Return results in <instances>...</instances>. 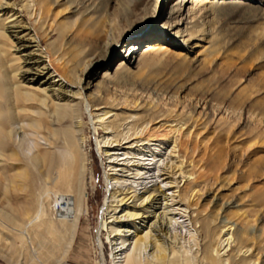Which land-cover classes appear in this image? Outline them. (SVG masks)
I'll return each instance as SVG.
<instances>
[{
    "label": "rangeland",
    "instance_id": "1",
    "mask_svg": "<svg viewBox=\"0 0 264 264\" xmlns=\"http://www.w3.org/2000/svg\"><path fill=\"white\" fill-rule=\"evenodd\" d=\"M8 1L13 3L14 0ZM134 1L51 0V18L44 22V29L48 20L55 27L64 25L70 37L63 43L68 44L66 48L71 44L74 46L77 42L71 37L76 32H92V28H95V22L99 19L93 17L94 13H109L112 27L118 8L132 5ZM180 1L167 0L163 5L165 15L160 20L158 17L151 18L149 24L144 26L141 18L138 19L136 34L119 40L113 48L114 53L122 51V55L93 68L96 73L93 84L102 80L108 93L118 99L113 105L102 104L100 109L88 102L93 88L80 89L83 87L79 88L77 84L58 76L52 67L48 72L52 77L49 80L48 74L44 77L48 81L46 83L44 78L37 83L20 81L16 70L23 61L16 57L27 52L16 53L12 41L5 42V38L0 37V62L5 59L7 63V68L0 66V75L1 72L9 74L14 84L21 85L25 91L39 90L46 102L49 100L46 95L50 93L48 90H58L62 83L60 90L67 94L69 100L82 102L81 112L74 119L77 122L68 121L59 128L72 132L76 129L75 125L79 127L75 138L86 156L83 205L71 243L67 244V237L56 240L51 234L53 242H47L46 247L36 245L38 252L34 255L29 253L33 248L21 245L16 238L18 231L12 219L19 221L21 218L26 230L36 229L44 234L49 226L48 216H54V200L59 192H65L62 187L68 183V164L62 161L51 173L43 172L36 180L33 196H30L24 181L15 176L16 169L8 161H0V170L5 169L6 172L0 175V223L4 224L0 225V264H122L126 254L133 251L136 228L142 230V235L147 232L155 234L158 238L156 243L165 245L166 253L171 255L170 245H175L179 254L187 251L188 255L197 259L205 242L199 231L200 222L194 220L199 216L209 218L214 228L230 224L232 230L234 227L235 230H242L247 224L253 231L248 234L249 237L256 240L264 237V2L252 1L249 4L248 0H189L185 9L169 20V14ZM150 3L152 7L157 0H150ZM88 7L95 8L91 10ZM35 9V0H16L8 15L0 11V32L11 19L7 16L13 12H17L13 16L17 18V23L35 29L40 20L39 11ZM167 22L181 24L172 27L173 31L169 33L151 31L154 25L161 26ZM108 29L109 26L105 31ZM32 30L24 29L19 35L31 38L34 34ZM179 30L181 32L177 33ZM188 33H193V36H187ZM56 37L52 35L46 43L56 40ZM104 39L96 45L102 46ZM131 42H138L140 49L134 51L131 63L121 68L122 61H126L125 54L131 47L127 45ZM46 43L41 44L39 49L46 47ZM149 43L161 44L167 52L147 54L148 60L153 61L149 60V65L145 67L140 59L145 51L141 45ZM31 45L36 43L32 42ZM94 45L93 37L86 43L85 51ZM64 58H68V55ZM104 73L110 77L103 76ZM76 92L81 94L75 95ZM124 98L128 99V103H123ZM41 105L43 108L32 109L33 115L42 110L49 111L55 117L54 109L50 111L44 102ZM174 105L178 110L176 114L183 111L185 117H197L189 132L186 124H183L181 134L184 135L179 134V138L186 142L188 155L178 148L174 151L171 138L149 142L130 136L134 132V124L145 116L148 121L153 117L155 119L144 125L165 132L170 123L176 124L172 122L174 117L171 118L167 112ZM109 110L110 113L103 116ZM113 119H118L117 127L106 128ZM225 119L236 122L229 131L222 129L221 122ZM29 122V119L23 118L11 125L12 145L26 159L30 160L39 148L50 149L64 159L68 157L69 151L67 153L62 142L51 144L53 135L30 128ZM202 122H206V127ZM21 125L25 126V132ZM117 139L121 141H115ZM218 158L224 160L219 170L215 168ZM191 159L201 162L207 174L203 175V182L197 186L199 191L195 189L189 199L178 202L180 188L194 176H183L178 171L171 183L170 179H163L165 176L162 173L172 163L181 160L182 170L190 171L193 165ZM258 161H263V164L257 166ZM141 166L145 167L143 173L139 174ZM34 169L38 172L36 167ZM40 170L46 171V167L42 165ZM58 173L61 179L55 182L53 177ZM111 174H117L115 176L119 180L110 179ZM172 185L175 187L172 188ZM158 186L161 191L151 205L152 197H147ZM135 204L141 206L136 211L143 213V216L147 214L146 217L134 219L128 216L135 211ZM30 209V216L22 218ZM234 232L224 249L212 252L224 258L235 256ZM126 238L128 241L122 245ZM261 245L264 246V241ZM120 247H124L125 251L114 259L113 252ZM20 249H24V252L19 253ZM65 249L67 251L62 255ZM146 250L141 252L143 260L150 258L155 245L151 244ZM251 253L258 254L264 261V250L259 253L258 248L252 247L248 255Z\"/></svg>",
    "mask_w": 264,
    "mask_h": 264
},
{
    "label": "bare ground",
    "instance_id": "2",
    "mask_svg": "<svg viewBox=\"0 0 264 264\" xmlns=\"http://www.w3.org/2000/svg\"><path fill=\"white\" fill-rule=\"evenodd\" d=\"M15 1L16 0H14L13 3H10L8 0L5 1L1 0L0 11H3V15H8L9 12H12L13 5H15ZM149 1L150 0H135L132 5L131 4L125 5L123 7L118 8L117 14L115 13L116 18L113 20L114 25H112V27L110 24L112 23V21L110 22L111 16L109 17V13L106 12L103 13V11L102 12L98 11V14L94 13V15L92 13L95 19H99L97 20V22H95V28H92V32L86 30L87 32L85 33L84 30H82V32L77 30L80 33H77L75 30L76 34L74 33L75 35H73L71 39L75 40L77 44H75L74 46H72L71 44L70 47L68 46L66 48L68 44L63 43V41L70 37V35L68 36L67 34L68 33L67 27L61 24H58V26L55 27L49 24V20H48V24L44 29V22L48 17L51 18V16L49 15L51 11V0H35V6H36L35 11L38 10L40 15V20L38 22V25L35 27V29L32 30L30 27H27L25 25L21 26L19 23H17L16 20L17 18L13 17L17 12H13L10 14V16H7V18H11V19L6 24H4V27L2 28L3 32H0V37L5 38L3 39L6 40L5 42L12 41L13 43L12 48L15 49L16 53L21 54L22 51L27 52L16 57L17 60L23 61L22 66L18 68V71L16 70V73L20 81L21 79H23L22 82L27 81V82L37 83L40 78L47 77L46 75L48 74L50 67H52L54 69L53 72H56L58 76H61L62 78H66L72 84H77L79 88L83 87L80 89L93 88L94 92H92L90 98L88 99V102L91 106L97 107L96 109H100L99 106H101L102 104L106 106L111 104L113 105V103L116 102L118 99L108 93L107 87L104 85V82L102 80H100L96 84H93V81L96 79L95 78L96 73L93 71V68L98 67L100 65H104L107 61L112 60L114 57H118L122 55L121 54L122 51L114 53L113 48L114 46H116V43L117 44L119 43L118 42L119 40H123L124 37L132 36L136 34V32L139 29L137 25L138 19L141 18L140 22L144 26H146L151 21V18L154 19L158 17V19L160 20L165 15L163 13V9H164L163 5L165 4V2H167V0H159V1L157 0L156 4L152 3V7H151V3L149 4ZM252 1L255 2L257 1V3L258 2L262 3V1L264 2V0H248L247 2H250L249 4H252ZM188 3L189 0H181L178 4V7H175L172 10V12L169 14V20L172 19V17L174 18L176 14L182 12ZM191 3L193 2L191 1ZM95 7H92V9ZM24 8L25 9L27 8V4L24 5ZM56 23L57 22H55V24ZM180 24H181L180 22H178L177 24L175 23V25H172L169 22L161 26L157 24L152 27L151 31H153V33L156 32L169 33V31L172 30V27L175 26L176 28ZM108 26L110 29L105 31V29ZM149 28L150 27L148 26L146 30L148 31ZM24 29H30L34 31V34H32L31 38H25V35L23 36L19 35L20 32L23 31ZM103 32H105V34ZM178 32H181V30L177 31V33ZM52 35H57L56 40L46 43V40L51 38ZM186 35L191 37L193 36V33H188ZM148 36H152V34ZM93 37H94L95 45L89 51H85L86 43L89 42L90 40H93ZM14 39L16 42H14ZM103 39H104V44L102 46H97L96 43H98V41ZM135 39H137V37ZM32 42L36 43V45H31ZM44 43H46V47L39 49V46ZM127 46H131V47L126 52L127 54H125L126 61H122L121 68H124L126 65L130 64L134 51L140 49L139 48L140 45L138 42L135 43L131 42ZM35 47L38 48L28 52V50L30 49L32 50V48ZM141 47L145 48L143 56L140 58L141 60L144 61L145 67L149 65V60L153 61L152 59L148 60L147 54H151V52L156 53L158 51H161V54L167 52V50H165V47L162 46L161 44L158 45V44L149 43V44L141 45ZM68 50L69 52L66 53V51ZM38 51L40 53H37ZM4 52L6 53L7 51L4 50ZM44 53L46 55H43ZM66 54L68 55V58H64ZM0 66L2 68H7V63L5 59H1ZM139 71L141 72L140 68ZM105 73L103 76L110 77L108 76V74L106 75ZM3 74L1 72L0 75V161L1 162L8 161L11 164V166H13V168L16 169L14 173L15 176L24 181L25 186L29 188L30 196H33L36 180L41 176V174H43V172L45 174L51 173L53 169L56 166H58V164L61 163L62 161L64 162V164L65 162L68 164V170H69L68 178L66 176V179H68V183L67 185H65V187H62L65 189V192L63 193L59 192L56 199L54 200L55 201L54 216L47 215L49 217V224H48L49 226L47 229H45L44 234L39 233L36 229L29 230L30 229L29 228L26 230L25 222L21 218L19 221L12 219V223L17 227V231H18L17 233L14 232L16 233V238L20 241L21 245L24 244V246L29 247V249L33 248L32 250H30L29 253L34 255L35 252L36 253L38 252L35 248L36 245L41 247L43 246L46 247L47 242H53L50 239L52 237L56 240H61L62 238L64 240L67 237V239L69 240L67 244L71 243L70 241L72 240L73 235L77 228V221L83 205L82 193L85 191L84 179H85L86 156L84 152L81 151L79 146L80 143H78L77 142L78 140L75 138V135L77 134L76 132L79 131V127L77 125L75 126L73 125L74 128L76 127V129L72 130L71 132L69 130H61L59 126H61L62 124L68 121H72L73 123L77 122L74 119H76L81 112L80 109L82 102H72L71 100H69L67 94L63 93V91L60 90L63 88V87L61 88L62 83L59 85L60 88L58 90H55L54 88H50V90H48L50 91V93L48 94L46 93V95L49 100L46 102L45 100H43L44 94H42V92H40L39 90L25 91V89H23L21 85L14 84L13 77H8L10 75L9 74L6 75V73L4 75ZM51 77L52 76L50 75L49 77L48 74L47 80H49ZM45 79L46 78H44L43 81ZM47 80H45V83L48 82ZM51 84L52 83H49V85ZM79 94H81V92L75 93V95H79ZM122 101L123 103H128L127 98H124ZM41 102H44L46 106L50 107V111L51 109H54V112L56 113L55 117L51 116L48 113L49 111H42V110L37 115L32 114L33 108H39V109L43 108ZM167 110H168L167 111L168 115H170L171 118L174 117V120L172 122H175L176 124L170 123L168 126H166L167 130L165 132L162 133L156 130L155 127H148L147 125H144L146 123L152 122L155 119V117H153L151 120L148 121L145 116L142 117L141 119L142 121H138L137 123L134 124L133 126L134 132L130 136H135V138L133 139L145 140L149 142L153 140H162L164 138H171V140L173 141L174 151H176L175 148H178L179 151H183L185 155H188L186 142L181 137L179 138V134L184 135L181 134V130H182L181 128L183 124H186L187 126L186 128L188 129L187 132H189L190 130L189 127L192 125L193 122H196L197 117L195 118V115L194 116L192 115L191 117H185L183 111L179 114H176L178 110L176 109L175 105L171 108H168ZM109 113L110 110L104 112L103 116ZM103 116L102 117L100 116V118L102 119ZM23 118L29 119L30 122L28 125L30 128L38 132H41L43 134H52L53 139L51 141V144L56 145L62 142L63 146L66 147L67 149V153L69 151V153L67 154L68 157L64 159L61 156L50 151V149L39 148L30 157V160L26 159L17 150V148L13 147L12 145L13 129L11 128V125L15 120L23 119ZM189 121L191 123H189ZM221 123H222V129L229 131L231 130L232 127H234L236 122L233 120L225 119ZM197 124L199 123H196V125ZM202 124L204 127H206V122H202ZM117 125H118V119H113L109 122L106 128L107 127L114 128L117 127ZM20 128H22L23 132L26 131L25 126L21 125ZM115 141L120 142L121 139H117ZM8 149H10V151L8 153H5V151ZM109 155H111V153ZM182 163H183L182 160L180 162L177 161L176 163H172L165 170V172L162 173V176H165L163 177V179L164 180L170 179L171 183L173 182L174 175L178 171L181 174H183V176L185 174L194 176L192 180L191 179L187 180L184 187L180 188L179 190L180 200H178V202L189 199L192 196V193L195 189L196 192L199 191V189H197V186L203 182V178H204L203 175L205 173L207 174L204 165L201 164V162L199 161L195 162L193 159L190 160V163H193L192 170L190 171H183ZM223 163L224 160L218 158L217 162L215 163L216 165L215 168L219 170V168H221ZM262 164L263 161H258L257 166H261ZM42 165L46 167V171L40 170V167ZM2 166H4V164ZM34 167H36V170L38 169V172L35 171ZM144 167L141 166L139 174L143 173L142 170L144 169ZM9 169L10 168H8V170ZM65 169L67 168L65 167ZM5 173H6L5 169L0 170V175ZM115 175L117 174H111L110 179L119 180V177ZM59 178H60V173H58V175L55 174L53 180L57 182ZM63 178L65 179V177ZM171 187L173 188L175 186L172 185ZM159 191H161L159 186L154 188V190H152L150 195L147 197V198L152 197L149 204L152 205L153 204L152 202H154L157 199V195H158L157 193ZM123 199L124 198H122L120 201H122ZM134 207H135L134 208L135 211L130 213L128 216H131L134 219L146 217L147 214L143 216V213L136 211L141 206H136L135 204ZM31 211L32 209H30V212H28L22 218H26L30 216V214L32 213ZM194 220L200 222L199 231L201 232V235L205 240L204 244L201 247L202 253L199 258L194 259L193 256L187 254V251L186 253L179 254L177 249L175 250L176 248L174 247L175 245L174 246L170 245V250L172 253L170 255L169 253H166V247H164L165 245L164 246L161 245V242H159L160 244L156 243L158 238L156 237L155 234H151L150 232L149 233L147 232L142 235L140 232L142 230L138 231V228H136L134 234L136 239L134 242L135 244L133 251L126 254L125 261L122 264H264V261H262L261 257L258 254L252 255L251 253V255H248L252 247H255L256 249L258 248L259 253L261 252V250H264L263 248L264 246L262 247L261 245L262 242L264 241V237L259 240H256L254 237L251 236L249 237L248 234L253 233V231H251L248 228L249 225L247 224L246 226L244 225L245 227H243V229L241 228L242 230H235L236 228L234 227L233 228L235 230L234 232V230L231 229L232 227L230 224H228L229 226L223 224L221 227L214 228L213 226H211L210 220L209 218H206V216L205 217L199 216ZM0 225L2 224L0 223ZM119 231H129V230H119ZM233 232L234 235L236 234V237H234L236 238L235 256L224 258L222 256L214 254L212 252L213 250L219 252L220 250L224 249L226 245H228L227 244L228 239L231 237V234L233 235ZM51 234L52 237H50ZM54 235H56L57 238H55ZM118 235L121 234H116V236ZM225 236L227 237L224 238ZM126 241H128L127 238L124 239L121 242V244L124 245ZM151 244L155 245V250L153 253L150 254L151 255L150 258H145L143 260L141 256L142 255L141 252L143 249L146 250V248L151 246ZM124 249H125L124 247L115 249V251L113 252L114 259H116V257H118L119 254L123 253ZM66 251H67L66 249L63 250L62 255H65ZM22 252H24V249H20L19 253ZM39 254H41V252H39ZM241 254H243V256H239ZM260 259L262 262L259 261Z\"/></svg>",
    "mask_w": 264,
    "mask_h": 264
}]
</instances>
